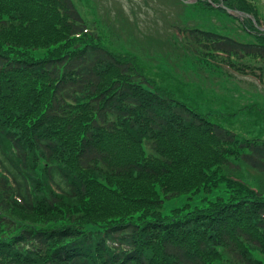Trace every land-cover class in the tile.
<instances>
[{
    "label": "trees",
    "instance_id": "trees-1",
    "mask_svg": "<svg viewBox=\"0 0 264 264\" xmlns=\"http://www.w3.org/2000/svg\"><path fill=\"white\" fill-rule=\"evenodd\" d=\"M256 1L189 6L250 41L172 26L166 45L189 72L264 85ZM136 60L73 0H0V264H263L264 132L233 128L263 105L200 112L151 89Z\"/></svg>",
    "mask_w": 264,
    "mask_h": 264
},
{
    "label": "rangeland",
    "instance_id": "rangeland-1",
    "mask_svg": "<svg viewBox=\"0 0 264 264\" xmlns=\"http://www.w3.org/2000/svg\"><path fill=\"white\" fill-rule=\"evenodd\" d=\"M73 1L85 21L96 26L105 47L137 58L135 65L140 73L144 71L151 78V89H167L173 98L203 113H216L225 109L239 112L252 104H260L264 108V85L258 81L232 73H229V78H222L189 72L185 68L184 56H178L172 46L169 49L166 45L167 39L171 43L175 38L180 41L172 26H197L241 41L252 40L238 22L228 16L196 11L197 7L189 8L192 6L190 4H185L188 7L179 6L175 0ZM255 4L264 21V0H257ZM133 53L140 55L142 60ZM180 79L189 83L186 88L181 85ZM228 123L223 122L224 125ZM234 127L242 137L259 136L264 132V119L255 113L240 112ZM186 203L184 197L168 200L163 213L170 214L173 208ZM189 203L193 206L194 201ZM253 256L264 264V254L253 251Z\"/></svg>",
    "mask_w": 264,
    "mask_h": 264
},
{
    "label": "water",
    "instance_id": "water-1",
    "mask_svg": "<svg viewBox=\"0 0 264 264\" xmlns=\"http://www.w3.org/2000/svg\"><path fill=\"white\" fill-rule=\"evenodd\" d=\"M183 2L189 4V3H192L193 1L190 0V1H183ZM227 11L229 13L233 14V15H236L237 14V16H243V14L240 13V12H238V11H232V10H229V9H227Z\"/></svg>",
    "mask_w": 264,
    "mask_h": 264
}]
</instances>
